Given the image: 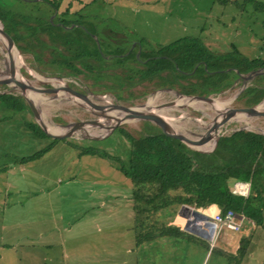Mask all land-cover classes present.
<instances>
[{"label": "rangeland", "instance_id": "rangeland-1", "mask_svg": "<svg viewBox=\"0 0 264 264\" xmlns=\"http://www.w3.org/2000/svg\"><path fill=\"white\" fill-rule=\"evenodd\" d=\"M48 1L56 3L59 11L51 13L52 9L38 0H0V14L17 15L23 20L40 19L47 14L48 19L51 18V22L55 24L62 9L67 7L69 17H81V21L87 26L86 29L94 31L101 47L105 44L110 48L125 45L129 47L128 50H133L135 46H139L137 53L142 48L148 50V47L159 51L165 47L173 53L180 51V46L184 45L197 47L196 52H200L201 47L210 56L211 61L227 67L220 70L221 72L231 74V86L212 94L213 100L227 102V108H241L255 103L259 97H264L262 76L254 79L255 81H243L242 77L246 79L248 75L237 71L238 75L234 71L245 70L254 64L264 66V0ZM17 51L19 52L18 49ZM5 52L0 42V93H5L0 96V152L3 153H0V164L14 161L17 165H25L20 163L22 158L41 151L49 146L51 141L28 129L27 122L32 118L29 112L24 110L23 100L21 102L17 97H21L20 95L9 94L16 97L17 106L22 108V111L16 112L10 106L12 99L6 93L12 92L15 85H5L4 80L11 69L5 62L8 64L9 60L13 62V59L10 55H5ZM20 58L25 64L17 62L19 72L24 64L28 71L23 67L21 73L34 87L49 88V85L38 83L49 82L55 88L64 89L66 82L77 89H86L94 94H100L99 89L108 87V90L114 93H105L107 98L104 103L95 101L101 106L113 103L115 94L117 97L133 94L150 98L158 90H153L152 84L141 85L138 82L127 83L130 86L125 88H116L114 82L109 84L104 78H93L88 74L63 77L65 82L55 81L45 78L49 73L34 68L42 66V69L50 73H63L62 65H66L67 58H64L61 64L54 63V54L49 50L40 54L38 63L31 54H21ZM220 71L214 73H221ZM235 74L241 78L235 79ZM252 84L260 85L259 89L245 96L242 92ZM182 85L186 83L183 82ZM64 93L70 99L63 97L61 99L64 101L53 99L50 103L39 105V110L48 121L73 124L92 119L77 104L81 103L79 98L71 100L67 90ZM44 96L55 97L56 93H45ZM172 96L171 93L160 92L157 102H166L173 98ZM137 103L140 102L133 104ZM181 107L169 111V115L174 116H180L183 112L190 115L189 119L181 121L180 133L189 138L202 135L205 130L204 127H199L197 120L210 124L213 113L207 109ZM203 107H206L205 103ZM91 110L99 114L98 111ZM150 125L146 122L130 123L113 132L104 128L89 129L90 135L87 136L97 140L81 139L84 137L75 133L73 138L67 141H55L45 152L47 154H42L40 160L37 158L30 161L31 165L24 166L23 170L3 175V180L0 178V200L10 193L6 203L15 205L9 209L0 206V249H3V252L0 251V264H228L218 249L234 251L241 236H249L252 242L248 246V254L240 264H264V227L255 228L245 219L242 220V232L238 234L221 228L216 231L209 246H196L185 239H181L184 242L181 243L178 239L175 248L163 246V249H153L151 252L144 247L133 249V188L130 181L113 168L111 161L92 155L80 156L79 151L82 148H92L104 151L112 157L125 159L130 145L125 133L139 137L158 131L155 126ZM238 129L264 135V118L231 123L222 130L221 136ZM210 143L211 139L207 140L202 146L206 150L201 151H211L212 147L208 149ZM244 185L248 194L249 184ZM19 186L23 189L20 195L14 191ZM180 207L181 205L170 208V216L160 220L167 221L172 227H175L173 224L182 227L184 220L178 216ZM188 207L208 217L216 211L214 206ZM214 241L217 242V249L212 250ZM7 254L13 258L9 259Z\"/></svg>", "mask_w": 264, "mask_h": 264}, {"label": "trees", "instance_id": "trees-1", "mask_svg": "<svg viewBox=\"0 0 264 264\" xmlns=\"http://www.w3.org/2000/svg\"><path fill=\"white\" fill-rule=\"evenodd\" d=\"M42 2L52 9L51 13L59 11L56 3L48 0ZM48 16L45 14L40 19L23 20L17 15L0 14L4 31L12 37L21 53L31 54L37 63V58L44 50L53 52L54 63L61 64L64 58L68 60L65 66L62 65L63 73L53 71L50 73L42 69V66L35 67L37 71L47 72L51 76L60 78L88 74L93 78L94 76L104 78V81L109 84L114 82L113 85L116 88H125L133 82H138L141 85L152 84L153 90L170 88L186 91L202 88L211 94H216L231 86L230 73L214 74L227 67L211 61L210 56L201 47L200 52H196L197 47L184 45L185 48L180 46L182 49L176 53L170 52L165 47L161 49L162 51L153 47H148V50L142 48L138 58L136 52L140 47L135 46L127 56H122L129 52V47L123 45L110 48L106 44L101 47L98 39L99 49L91 36L95 35L94 31L86 29L87 26L81 21V17L78 18L77 15L69 17L67 7L62 9L55 24L48 19ZM57 24L78 26L66 29ZM115 55H117L116 58L110 59ZM261 67L264 68L261 64H254L245 70H237L241 74H246ZM234 76L237 79L238 75ZM263 78L264 76L261 80ZM183 82L186 85H182ZM258 87L260 85L252 84L242 93L245 96L251 95L253 91L259 89ZM98 93L104 95L114 92L109 91L108 87H102ZM199 94L206 96L203 92ZM13 96L8 94V97L12 99L10 106L16 112L22 111V108L17 106L16 97ZM114 96V99L122 105H132L145 99L144 95L138 97L131 94L117 97L115 94ZM17 97L22 102L23 99ZM262 98L259 97L255 103ZM22 103L24 110L28 112L24 101ZM27 125L30 131L46 137L51 144L41 151L22 158L20 163L39 158L57 141L47 137L32 120L27 122ZM122 128L119 127L117 130ZM125 135H128L130 142L125 159L112 157L104 151L92 148H82L79 155H92L111 161L113 168L130 181L133 188L131 208L134 249L144 247L146 250L149 248L148 245L165 239H185L196 246H209L206 240L172 227L167 221L160 220L170 216V208L185 204L196 208L215 205L221 213L231 210L238 217L250 221L255 228L264 227L263 134L239 130L222 135L218 138L215 148L207 153L176 146L159 131L149 132L139 137L129 136L128 132ZM211 147L212 143L208 149L210 150ZM202 148L206 150L205 147ZM234 182L248 183V194L242 196L233 193L231 185ZM242 225L243 223L241 227ZM241 229L237 231L238 234L242 232ZM238 242L234 251L218 249L228 264H240L248 254V246L252 242L249 236H241ZM214 243L212 250L217 249V242L214 241Z\"/></svg>", "mask_w": 264, "mask_h": 264}, {"label": "water", "instance_id": "water-1", "mask_svg": "<svg viewBox=\"0 0 264 264\" xmlns=\"http://www.w3.org/2000/svg\"><path fill=\"white\" fill-rule=\"evenodd\" d=\"M50 21L51 18H50ZM1 25V30L0 33L5 39L6 42H8L11 46H14L17 48V45L15 41L12 39L11 36H9L3 29V25L0 22ZM57 26L64 27L66 29H72L73 27H77L78 25H68L65 26L64 24H58ZM94 41L96 42L98 48V41L94 35H91ZM18 49V48H17ZM100 49V48H99ZM19 50V49H18ZM131 49L129 50L128 53L122 56H127L130 53ZM20 53V54H19ZM25 55L26 53H21L20 50L18 52V55L21 56ZM139 57V53L136 55ZM117 55L112 56L110 59L116 58ZM21 59V58H20ZM151 59V58H150ZM149 59V60H150ZM5 60V59H4ZM23 61V59H21ZM24 63V61H23ZM25 64V63H24ZM23 64V65H24ZM8 68L10 69L9 74L12 76H15L14 73L15 69L13 68L12 61L9 60L8 62ZM24 66L20 68L19 74L27 80L23 74L21 73L22 69ZM24 68H28L25 66ZM236 73H238V70H234ZM34 73H37L36 71H33ZM221 72V71H220ZM28 75H30L29 72H27ZM215 75L217 73H214ZM248 75V78L243 79V81H252L256 79L259 76H264V68H259L257 70L250 71L246 73ZM239 75V73H238ZM31 76V75H30ZM42 76V75H40ZM48 77L45 76V78H50V79H55V80H63V78L56 77V76H51L47 75ZM32 77V76H31ZM238 78H241L238 77ZM34 80V79H33ZM35 82H38L34 80ZM7 84H12L15 85L14 89L11 91H7L6 94H15L17 93L20 95L26 104L28 108V112L32 118V121L41 129V131L50 139L52 140H57V141H67L71 138H73V135L75 134L76 131H81L88 127L89 129L91 128H104L108 130L109 132H113L122 125L130 124V123H139V122H146L149 123L153 126H155L158 131L163 134L167 139H169L174 145L179 146V147H185L189 148L192 150H196L199 152H203L200 149L195 148L194 146L197 144H203L207 140L214 138V146L212 150L215 148L216 143L218 138L221 136L222 130L230 125L231 123L235 122H247L252 119L256 118H264V97L259 100L257 103L250 105V106H245L241 108H227V112L222 113L220 117L218 118L215 114V112L211 109L212 102H213V95L202 89V88H195L191 90H186V91H176L170 88H160L157 91L160 92H167L171 93L173 95V98L166 102H156L149 104L148 99L145 98L142 102L137 103V104H132L128 106L120 105L116 99H114L113 103H110L108 106V111L106 112H101L99 114L93 112L91 109V100L95 101H100V102H106L104 101L105 98H107L106 94L100 95V94H94L86 89H77L74 85H69L68 83H64L65 87L63 91L67 90L68 94H73L76 96V98H79L81 100V103L77 102L84 110L85 112L91 116V120L84 121V122H78V123H73V124H62L61 122L59 123H52L48 121L46 118L44 119L42 116L43 114L41 111L35 106V104L27 97V90L31 88L27 83L23 81H19L18 79L16 80L14 77L10 79V81H4ZM42 84L49 85V88L42 87L44 93H57L61 92L62 89H58L59 87L55 88L52 83L49 82H38ZM8 86V85H7ZM11 87V86H9ZM62 91V92H63ZM203 92L206 94L205 97H202L199 93ZM184 98V99H195L198 101H201L205 103L207 110L211 111L213 113L212 115V123L208 128H204V133L200 135L197 138H189L183 134H177L173 131L169 123L166 121L165 117L159 115L158 113L161 112L162 110H169L175 106H177L179 99ZM75 103V101H72ZM108 105V104H107ZM101 107H106V106H101ZM110 124L109 126H106L105 124ZM48 125H53L57 126L58 128L64 129L62 133H55L52 134L48 132ZM211 128V129H210ZM239 130H244V129H238L235 131ZM210 131V132H209ZM233 131V132H235ZM84 138L81 137V139H95L90 136H83ZM211 150V151H212ZM209 151V152H211ZM208 152V151H207ZM205 152V153H207ZM178 216L182 217L184 219V223L182 227H177L179 230L185 231L187 233H190L192 235H195L197 237H200L209 243L213 241L214 239V231H215V225L210 221V218L208 215H204L200 211L190 209L187 204L181 205L180 210L178 212Z\"/></svg>", "mask_w": 264, "mask_h": 264}, {"label": "bare ground", "instance_id": "bare-ground-1", "mask_svg": "<svg viewBox=\"0 0 264 264\" xmlns=\"http://www.w3.org/2000/svg\"><path fill=\"white\" fill-rule=\"evenodd\" d=\"M0 30H1V25H0ZM0 42H1V44L3 45V47H4L5 51H6L4 54L5 55L6 54L7 55H10V57H12V59H13L12 64H13V68L15 69V72H16L15 79L17 78L19 81H23V82L27 83V85H29L31 87V88H29L27 90V97L35 104V106L38 109H39V105H42V103H46V102L50 103V101L53 100V99H58V100H61V101H64L65 98L70 99L64 93L63 89H62L63 92L61 91L62 93H59V92L56 93V96L55 97H48V96H44L45 93H44V91H43L42 88H38V87H34V86L30 85L31 83L29 84V82L26 81L19 74V67L17 66V62L18 61L23 62V61L20 59V56L18 55L17 48H15L14 46H11L8 42H6L5 39L3 38V36L1 35V33H0ZM7 60L8 59H5V61H7ZM5 64L8 65L6 62H5ZM13 77L14 76H12L11 74L8 73L7 78L4 81H7L8 82ZM40 94H43V95H40ZM159 94H160V91L155 92L148 99V103L149 104L156 103L157 102V99L159 97ZM63 97H64V99H61ZM74 98H76V96H74L73 94H71V100H75ZM78 101H79V99H78ZM90 103H91V106H92L91 108L94 109V110H96V111H98L99 113L108 111L107 109H108V106L110 105V104L107 103L108 105L104 108V107H101V105L97 104V102H95V100H91ZM94 104H96V105H94ZM181 106L182 107L183 106H190V107H193L194 109H198V110L199 109H202V110L207 109V107H203V102H201V101H198V100H195V99H184V98H181V99H179L177 106H175V107H173V108H171L169 110H162L161 112H159L158 114L161 115V116H163V117H165L166 121L169 123V125L171 126V128L173 129V131L175 133H177V134H181L180 133V131L182 129L181 121H183L185 118H188L189 119L190 115L187 114V113H185V112H183L180 116H174V115H169V111H171L173 109H179ZM57 107H59V106H57ZM211 109L215 112L216 116L219 118L222 113L227 112V110H228L227 109V102H221L219 100H213ZM42 117L44 119L46 118L44 116V114H43ZM201 121L202 120H197V122L200 124L199 127H202V128L204 127L205 129L208 128L211 125V123H212L211 122L210 124H205V123H203ZM105 125L106 126H109L110 124L109 125L108 124H105ZM47 128H48V132H50L52 134L62 133L64 131V129L58 128L57 126H53V125H50V126L48 125ZM75 133H80V135H82V136H84V135L85 136L90 135V132H89V128L88 127H86L85 129H83L81 131H76ZM184 133H186V132H184ZM214 140H215L214 138H211L212 148L214 146ZM201 146H202V144H197L194 147L197 148V149L203 150V148ZM236 187H237V190H239L241 192H244L246 190V189H243V184H240V185L238 184Z\"/></svg>", "mask_w": 264, "mask_h": 264}, {"label": "crops", "instance_id": "crops-1", "mask_svg": "<svg viewBox=\"0 0 264 264\" xmlns=\"http://www.w3.org/2000/svg\"><path fill=\"white\" fill-rule=\"evenodd\" d=\"M39 2H42V0H38ZM260 77V76H259ZM258 77V78H259ZM0 94H5V93H0ZM1 154H3L2 152H0ZM45 154H47V153H45ZM41 158H39V160H40ZM38 160V161H39ZM9 163V164H8ZM8 163H1L0 164V178H2V176L4 175H7V174H11V172L12 173H14L15 172V170H18V171H21V170H23L24 169V166H29V165H31V162H29V163H25V165H17V164H15V162L13 161V162H8ZM17 167H19V168H17ZM13 176V175H12ZM72 176V175H71ZM46 178V177H45ZM2 180H3V178H2ZM7 183V182H6ZM238 185V184H237ZM240 185V184H239ZM10 187H12V186H10ZM43 188H45V186L43 187ZM42 189V188H41ZM40 189V190H41ZM47 189L48 188H46V190L45 189H43V190H45V191H47ZM243 189H246V186L243 184ZM54 190V189H53ZM15 191V193L16 194H21L22 192H23V189L19 186L17 189H15L14 190ZM7 192H9V191H7ZM45 193V192H44ZM6 195H7V197H6ZM4 197H3V199H1L0 200V206H5V207H8L7 209H9V208H13V207H11V206H13V205H15V204H11V206H10V204H7L6 202L8 201V199H9V197H10V193H8V194H6ZM214 206V209L216 210L215 212H217L218 211V209H217V207L215 206V205H213ZM213 209V210H214ZM4 211H6V210H4ZM214 212V213H215ZM179 219H180V217H179ZM181 220V219H180ZM184 220V219H183ZM73 224V223H72ZM72 224H70V225H72ZM187 233V232H186ZM190 234V233H189ZM192 235V234H191ZM193 236H195V235H193ZM195 237H197V236H195ZM198 238H200V237H198ZM202 239V238H201ZM134 240V239H133ZM179 241L181 242V243H184L183 242V240H181V239H179ZM175 242H177L176 240H174V239H171V240H168V239H165V240H161V241H159V242H156V243H154L151 247H149L148 249H147V251L149 252V251H151V250H161V249H163V246H165V247H167V248H175L176 246H177V243H175ZM208 242V241H207ZM209 243V242H208ZM166 244V245H165ZM134 246H135V244H134ZM153 248V249H152ZM167 248H165L164 250L166 251V249ZM133 249H134V247H133ZM0 251L1 252H3V249H0ZM8 255V257H9V259H11V258H13L12 256H14V251H13V253H12V256H10L9 254H7Z\"/></svg>", "mask_w": 264, "mask_h": 264}, {"label": "built area", "instance_id": "built-area-1", "mask_svg": "<svg viewBox=\"0 0 264 264\" xmlns=\"http://www.w3.org/2000/svg\"><path fill=\"white\" fill-rule=\"evenodd\" d=\"M237 184H245L241 182H234L231 187L232 191L235 194H239L242 196L247 195V187L244 192H241L237 190ZM247 185V184H246ZM210 221L215 225V231H214V236L216 235V231L220 230L221 228H226L232 231H239L241 228V223L243 218L238 217L233 211L228 210L225 213H221L219 210L213 215H209Z\"/></svg>", "mask_w": 264, "mask_h": 264}, {"label": "flooded vegetation", "instance_id": "flooded-vegetation-1", "mask_svg": "<svg viewBox=\"0 0 264 264\" xmlns=\"http://www.w3.org/2000/svg\"><path fill=\"white\" fill-rule=\"evenodd\" d=\"M133 48H134V47H133ZM138 50H139V48H138ZM138 50H137V51H138ZM136 53H137V52H136ZM138 53H139V56H140V52H138ZM136 57H137V56H136ZM138 58H139V57H138Z\"/></svg>", "mask_w": 264, "mask_h": 264}]
</instances>
